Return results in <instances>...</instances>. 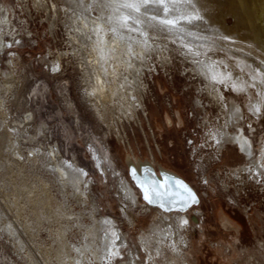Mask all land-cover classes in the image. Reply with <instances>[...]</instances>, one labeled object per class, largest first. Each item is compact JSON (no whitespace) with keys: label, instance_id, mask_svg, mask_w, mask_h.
<instances>
[{"label":"rangeland","instance_id":"374dc122","mask_svg":"<svg viewBox=\"0 0 264 264\" xmlns=\"http://www.w3.org/2000/svg\"><path fill=\"white\" fill-rule=\"evenodd\" d=\"M20 1L16 0L15 5V0H0V6L5 8L0 13L6 15L0 32L9 41L3 49L0 47V125L6 130L8 127L17 129L21 140L29 141L22 145V158L6 156L4 145L0 150V264H33L29 256L39 262L42 253L58 264L54 255L58 248V229L68 219L71 225L73 221L64 215L57 217L56 211L51 214L50 210H58V205L64 206L65 203L66 208L74 212L80 209L72 195V187L68 185L64 192L62 182L57 180V171L45 170L44 157L38 154L36 163L29 160L27 149L30 146L42 147L46 152L53 149L51 152L56 151L55 157L61 156L82 169L88 182L83 184V188L88 187L90 197L88 205L81 206L87 208L93 204L97 209L95 216L111 217L120 235L124 236L120 256L98 264L125 262L130 252L138 254L139 264H264V213L258 211L259 205L251 195L242 194L248 184L257 182L248 180L242 190H238L237 186L241 187L243 183L239 184L230 176L234 169L239 168L236 171H240L241 167L252 164L251 161L260 165L256 158L264 143V115L254 120L249 117L246 109L250 96L243 90L239 93L224 90L225 100L230 104L232 100L236 101L241 107L242 117H238L239 122H234L232 130L246 139L250 135L258 152L253 148V159L248 157L247 160L232 141L222 142L218 147L214 144L213 154L216 155H205L196 150L190 160V151L184 148L183 129L199 124L197 119L207 122L201 106L194 105V97L198 95L205 102L211 99L206 92H200L206 80L197 75V71H192V64L184 58L188 53L198 51V55L210 53L222 59L225 58L222 50L212 45L195 50L192 45L166 31L147 27L143 37L140 36L147 42L142 51L145 66L141 78L146 86H143L144 90L135 91L136 94L132 90L134 97L140 96L141 103L145 105L143 109L136 110L139 123L132 113L131 116L126 113L119 99H100L96 108L85 94L91 88L93 76L99 72L98 67L104 62L99 56V32L93 31L92 27L94 17L120 26L117 31L123 32V24H126L124 11L166 10L186 14L202 10L213 13L212 18L216 21L221 17L230 24L234 23V14L242 28L247 33L251 31L249 34L261 41L264 40V19L259 16L264 14V0H97L98 5L88 0H43L44 4L38 0H27L26 5L25 0ZM51 3L54 6L49 8L47 4ZM112 10L117 12L112 13L109 19L108 12ZM237 30L244 31L241 28ZM230 31L236 33L233 28ZM122 57L116 53L111 55L104 68H123L126 58ZM223 86L227 85L221 84L220 88ZM250 90L256 96L254 90ZM114 103L115 108H110ZM209 104L207 110H211L212 115L217 113L215 117L219 119L221 112L212 100ZM189 110L194 116L191 120L187 118ZM249 118L253 122L251 127L244 124ZM41 128H44L43 133ZM34 137L37 141L32 142ZM203 138L201 131V137H197L195 144H201ZM127 154L134 159H151L156 170L162 166L176 172L199 195V203L185 211L189 225L180 231L185 236L184 242H180L178 236L172 235L174 239L171 240L167 235L157 249L159 234L153 229L174 231L176 226L172 217L164 219L162 212L154 206L132 207L129 202H124L120 188L124 176L135 186L141 203L144 202L139 188L129 176L125 164ZM97 158L100 159L98 163ZM193 166H197L196 171H193ZM226 168L231 171L225 173L228 172L224 170ZM223 183L228 185L226 189L222 188ZM46 195L49 198L46 199ZM39 199L49 201L51 208L45 202L40 204ZM33 201L38 202L34 204ZM122 208L130 220L123 216ZM194 210L201 211V214L195 215ZM42 211L49 215L42 216ZM170 212L169 216L176 213L175 210ZM82 219L89 222L86 217ZM7 223L13 225L23 247H15V234L5 229ZM71 228H67L68 237L77 242V228ZM143 232L150 234L149 239L152 240L149 242L153 251L150 255L139 240Z\"/></svg>","mask_w":264,"mask_h":264},{"label":"bare ground","instance_id":"6f19581e","mask_svg":"<svg viewBox=\"0 0 264 264\" xmlns=\"http://www.w3.org/2000/svg\"><path fill=\"white\" fill-rule=\"evenodd\" d=\"M88 1H92L94 3L97 2V5L99 4L97 0H88ZM38 2L40 4H44L43 0H38ZM159 3L160 2H157V4ZM47 6L50 8V6L53 7L54 5L53 3H51V4H47ZM200 7L201 6H199V8ZM160 9L162 10V8ZM0 11H5V8L3 6H0ZM115 12L117 11H113V10L109 11L108 14L110 16L108 18L111 19V14ZM209 12H205L201 10V12L188 11V13L186 14H182V13L177 14L174 11H166V10L165 11H132V10L124 11L123 16H125L124 18H126V24L125 23H124L125 25L123 24L125 28V29L122 28V30H125L123 32L117 31L118 28L119 29L121 28L120 26L117 25L115 26L114 23L112 24L114 26H112L108 23V21H102L100 20V18L94 17L93 18L94 24L92 27H94L95 29L93 31L99 32L98 36H100L101 38V41H98L100 42L99 48L101 47V51L99 50V53L101 52L99 56L101 57V59H103L104 62L98 67L99 72L96 75L98 79L95 76H93L94 78L92 79V85L90 86L91 88H89L88 93L85 94L89 96V101L96 108L100 99L104 100L105 98H108L111 101L112 100L115 101L116 99H119L120 104L121 103L124 104L123 107L126 110V113L128 115L130 114V116L132 113L133 118L138 120L139 123L136 110L143 109L145 105L141 103L142 99L140 100L141 98L140 96L137 97L136 95L138 100L134 97L132 90L134 92L137 90L140 91L141 89L144 90V87L146 86L145 83L144 85L142 84V82H144L142 81L143 79L142 70H144V66H145V61H143L142 51L147 47L145 46L147 42L146 39L140 37V36L143 37L144 30L146 31L147 27L149 28L151 27L154 31L157 30L160 32L166 31L165 33L172 34L174 37L179 38L181 41H184L185 43L192 45L195 50H201L207 46L211 47L210 45H212L215 47V49L217 48L219 50H222L225 54V58L217 59L215 58V56H213L210 53L204 56L198 55V51L188 53L187 56L189 57L185 56L184 58L186 61L192 64L191 70L197 71L198 72L197 75H200L203 79L206 80V85L200 88V92L202 91L203 93L206 92L208 94V97L210 96L209 98H211L208 99L212 100L213 105H216L218 110L221 112V116L217 120H216L217 117L213 119H210L209 117H205V120L207 119V124L209 123V130L207 133L209 134V138L215 142L217 147L221 146L222 142L229 143L232 141L234 144H237L239 151L247 157L246 158L247 160L248 157L253 159L254 154L250 151V146L252 145L250 144L252 143V139L250 135L248 136L250 139L249 140L246 139L241 134L237 135L234 129L232 130V128L234 127V122L235 121L239 122L240 119H238V117L239 116L240 118L242 117L241 107L237 104L236 101L232 100L231 104L230 101L229 102L226 101L224 98V90L225 91L234 90L237 93H239L240 90H243L246 94L250 96L248 100L249 102L248 108L246 109V111L249 113V117L253 118L254 120L255 117L257 118L260 117L262 114L264 115V40L259 41L260 39L259 40L257 39L258 40L257 42V40L249 34L251 31L247 33L248 31L246 32V30L242 28L239 19H235L234 14L232 15L234 18V23L230 24V23H225L222 20L223 18L221 19V17L219 18L218 21H216L215 18H212L213 13L208 14ZM104 13L105 12L103 11V14ZM215 13L218 16V13L217 12ZM259 17L264 19V14L260 15ZM4 19H6V15L4 13H0L1 29H3L1 25L4 23ZM236 20L239 24L236 23ZM83 26L85 25L83 24ZM232 28L234 29V31H236L235 34L230 33L231 32L230 30H232ZM239 28L243 29L244 31L237 30ZM79 30L80 32L81 31L83 32V30L81 29ZM124 40L127 42H125ZM8 44L9 41L4 39V35L0 32L1 49H3L4 46ZM115 53L117 55L121 54L123 56L122 58L124 57L126 58L125 59L126 63L123 64L124 65L123 68L122 67L119 68V66H116L113 69L104 68L105 65L107 64V61L109 60V57ZM126 69H128V71H126ZM221 84H225L227 86H223V88L221 89L220 88ZM211 86L213 87V89L211 88ZM250 89L254 90L256 96L251 92ZM200 92H198V94L202 95V93ZM136 93L137 92H135V94ZM209 100H207L206 102L202 101L201 97L197 95L194 97V105L199 107L201 106L200 108L202 109H207L206 107L210 106ZM108 104H111V102H108ZM115 104L116 103H114V105L110 108L114 109L116 106ZM20 122L23 123L22 120ZM251 122L252 121L249 118L244 124L245 125L248 124L249 125L248 127H251L250 125L253 124V122L252 123ZM3 128H4L3 125H0V150H1V146L4 145L3 147H5L4 151L7 154L6 156L10 154L16 158H22L23 157L22 145L24 144V142L28 143L29 141L27 140L22 141L20 134L18 132L16 133L17 129L14 130L15 128L8 127L6 130ZM236 130H239V128H237ZM240 130L242 131L241 128ZM40 132L43 133L44 128H41ZM246 134L248 135V133ZM31 140L32 142L37 141L35 137L34 139ZM252 146L253 148H255L254 144ZM261 146H262L261 148L262 151L259 152L260 155L258 156V158H256L257 161L258 160L260 161V165L255 161H251L250 163L252 164L248 165L247 167L245 166L241 167L240 171H236L239 169L236 168L230 173V176H232L233 179L235 178V180L239 184L243 183L241 187L239 184H237L239 185L237 186L238 190L239 189L242 190L244 184L248 180L257 182V185L261 184L264 187V171H263L264 162H262V160L264 159V143H262ZM255 149L257 151L258 147H256ZM27 150L30 155L29 160H31L32 162L36 163V159H38L36 157L38 154L44 157L45 160L44 165L46 167L45 170L47 169L56 170L58 174L57 180H59L58 182L60 183L62 182L61 186L64 192L66 191V187L68 185L72 187L73 189L72 195L75 197V200L80 204V209L76 212L72 211V209L70 210L66 208L67 206L65 205L66 203L63 204L64 206L58 205V210H53V209L50 210L52 211L51 214H54L56 211L57 217L64 215L66 216V219L70 218L73 221V225H71L68 223L69 221L68 219L67 223L62 225L60 229H58V235L56 237V240L58 241L59 249L57 248V252L55 251L56 254H54L55 258L57 259L56 262L58 264H98V263H103L104 260L109 261L113 259L114 256L115 257L120 256V252H121L120 244H123L124 236H121L119 233V229L114 226L113 219L109 216L97 218L95 216L97 209L91 203L89 206H87V208L81 206V205H88L89 203L88 200L90 197L87 192L88 187L83 188V184L87 185L88 183L84 179V174L86 173H84L82 169H79L78 166L77 168L76 165H73L72 163H68L61 156L55 157L54 152L56 151L51 152L53 151V149L49 152H46L43 150L42 147L30 146L28 147ZM4 151H2V155ZM98 161H100V159L97 158V163ZM125 163L129 167L130 173L132 169H135L136 176L139 177L141 180H144L145 178H147L148 180H152L153 178L154 179L158 178V180L162 183L163 186L169 185L177 188V183H181L189 189L188 184L183 182L171 170L161 167L160 168L161 173L157 172L154 167V162L151 159H139V158L134 159L131 157L130 154H127L125 158ZM100 168L102 170L104 169L102 166H100ZM123 180H124L123 184L120 187L121 193L124 197V202L130 203L129 206L139 207L142 205L145 206V208L146 206L149 207L154 206L157 207L162 212L164 219L165 218L168 219L169 217H172V222L176 226L174 231H169V230L162 231L161 229L159 230L157 228L153 229L154 231H156V234L157 232L159 234V238L157 237L158 235L156 236L159 239V245H157V249H159L160 244L164 242V239H166L167 235L169 236V238H171V240L174 239L173 237L174 235L176 237L178 236V238L180 237L179 241L184 242L185 236L180 231L181 230L183 231V228L186 225L187 226L189 225V217L185 212L186 210H180V209H183L186 204H184V202L175 203L174 206L177 208V210H175L176 213H174L175 215L173 216H169L171 215L170 210L166 211L165 209H161L157 205L149 204L146 200H143L144 204L141 203L139 196L136 193L135 186L131 184L132 182H130L125 176L123 177ZM135 181L138 183L136 179ZM177 189L180 192L183 191V189L181 188H177ZM189 190L192 196H194V193L191 191V189ZM45 197L46 199L49 198L47 195ZM38 201L39 203L41 202L40 204L45 202L47 205H49V208H51L49 201L45 200L44 202H42L40 201V199ZM38 201L36 202L33 201V203L36 204ZM131 203L133 205H131ZM41 213L42 216L47 214V213L45 214L43 211ZM122 213L124 217L130 220L129 214L124 208H122ZM194 214L200 215L201 211L194 210ZM48 215L49 214H47V216ZM50 217H46V218H50ZM84 217L89 219L88 223H86L82 219ZM72 226L77 228V234L79 235V239L77 242L70 240L68 237L67 228L69 227L71 228ZM4 227L9 231L10 234L12 235L15 234L13 236L15 239L14 240L15 247H19V246L23 247L20 236H18L15 233V228L13 227V225L11 223H7V225H5ZM26 230L27 229L25 228V232ZM181 235L183 236V238L181 237ZM149 238H150V234L144 232L139 236V240L143 248L150 255L152 250L150 248L151 244L149 245V242L151 243L152 240L150 241ZM57 241H55L56 244ZM176 241L177 239H175L174 243H176ZM28 254L29 255L31 254L30 251H28ZM30 256H29V260L33 264H55L51 260L52 258L49 259L48 258L49 256L46 257L43 255V253L40 255L42 259L40 258L41 260L39 262L35 260V258L32 257V255ZM138 261H139L138 254H136L135 252H130L128 260L125 262H120L119 264H139ZM184 263L187 264V262Z\"/></svg>","mask_w":264,"mask_h":264},{"label":"built area","instance_id":"2783aa9c","mask_svg":"<svg viewBox=\"0 0 264 264\" xmlns=\"http://www.w3.org/2000/svg\"><path fill=\"white\" fill-rule=\"evenodd\" d=\"M27 0H25V5H26ZM15 5H16V0H15ZM19 7V6H18ZM21 11V10H20ZM204 110V119L205 117H209L210 119H213L215 116H217V113H214L213 115L211 114V110H207V109H202ZM146 114V113H145ZM192 112L191 110H189V115L187 116V118L189 120H191L192 118ZM194 117V116H193ZM199 124L196 125H190L188 126V128L183 129L182 131V137H183V141H184V148L188 151H190V160L193 159L196 150L201 151V153H205V155L214 152L215 150V142L210 140V138L208 137V130H209V123L207 124V122L203 121V120H199L197 119ZM207 121V119H206ZM201 124V128L199 127ZM194 126H197L196 129L194 128ZM203 127V128H202ZM204 129V130H203ZM201 131L203 132V140H201V144H195V141H197V137H201ZM211 141L213 142V144L211 143ZM198 145V146H197ZM215 154V153H214ZM213 154V155H214ZM216 155V154H215ZM207 163H209V161H207ZM196 168V169H195ZM197 170V166L194 167L193 166V171ZM224 170H228V172L224 171L225 173H229L231 170L229 168H226ZM224 185V183H223ZM228 185H224V189H226L225 187ZM242 194L244 195H251L255 201L258 203L259 207H258V211H261L262 213H264V188H262L261 186H258L257 184H248V186L245 188V190L242 192ZM254 202V203H256ZM249 209L246 208L245 210Z\"/></svg>","mask_w":264,"mask_h":264},{"label":"water","instance_id":"95a60500","mask_svg":"<svg viewBox=\"0 0 264 264\" xmlns=\"http://www.w3.org/2000/svg\"><path fill=\"white\" fill-rule=\"evenodd\" d=\"M126 158V157H125ZM126 164V163H125ZM128 167V166H127ZM162 166H158L157 167V172L161 173L160 171V168ZM164 168V167H163ZM166 169V168H165ZM169 170V169H168ZM173 172V171H172ZM128 173H129V176L130 178L133 180L134 184L139 188L140 192H141V196H142V199H144V194H143V190L141 187L138 186V183L135 181V179L132 177L131 173H130V170H129V167H128ZM183 182L187 183L188 184V187L189 189H191V191L194 193V197H195V200H191V199H188L187 203H184L186 204L185 207L183 209H180V210H187L189 207H191L192 205H195V204H198L199 201H200V198H199V195L197 194V192L195 191V189L188 183L186 182L179 174H177L176 172H174ZM154 179V178H153ZM156 181H158L159 183H157L155 185L156 187V190L160 192V195L157 196L155 195L154 193L152 194V202L148 203L149 204H152V205H157L158 207H160L161 209H165L166 211L168 210H177V208L174 206L175 203H179V202H183V201H180L177 197H174L171 195V193L173 192H177L179 191L177 188L173 187V186H163L162 183L158 180V178L156 179ZM170 205V206H168ZM167 206V207H166Z\"/></svg>","mask_w":264,"mask_h":264},{"label":"snow or ice","instance_id":"6c2138e0","mask_svg":"<svg viewBox=\"0 0 264 264\" xmlns=\"http://www.w3.org/2000/svg\"><path fill=\"white\" fill-rule=\"evenodd\" d=\"M131 175L133 176L134 179L138 181V186L142 188L143 194H144V199L148 201L149 203L152 202V194L154 193L155 195L159 196L160 192L156 190L155 185L159 183L155 179L148 180L145 178L144 180H141L139 177L136 176L135 169L131 170ZM177 188L183 189L182 192L177 191L171 193L172 196L177 197L180 201H183L184 203H187L188 199L195 200V197L192 196L190 190L183 184L177 183ZM187 194V195H185Z\"/></svg>","mask_w":264,"mask_h":264},{"label":"flooded vegetation","instance_id":"af4514ba","mask_svg":"<svg viewBox=\"0 0 264 264\" xmlns=\"http://www.w3.org/2000/svg\"><path fill=\"white\" fill-rule=\"evenodd\" d=\"M245 132L248 133L247 131H245ZM250 144L253 145V144H254V141L252 140V143H250ZM235 145L237 146V144H235ZM252 145L250 146V151L253 153L254 150H253V146H252ZM237 148H238V146H237ZM238 150H239V148H238ZM242 155L244 156V154H242ZM231 217L234 218L233 215H232ZM237 222H238V221H237ZM238 223H239V222H238ZM239 224H240V223H239Z\"/></svg>","mask_w":264,"mask_h":264}]
</instances>
